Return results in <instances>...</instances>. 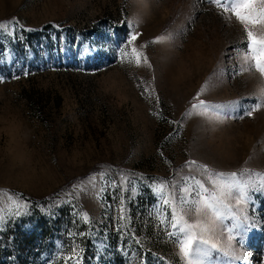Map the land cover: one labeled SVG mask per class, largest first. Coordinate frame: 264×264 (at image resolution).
<instances>
[{"label": "rangeland", "instance_id": "obj_1", "mask_svg": "<svg viewBox=\"0 0 264 264\" xmlns=\"http://www.w3.org/2000/svg\"><path fill=\"white\" fill-rule=\"evenodd\" d=\"M239 2L0 0V264H189L176 218L203 264H264V23Z\"/></svg>", "mask_w": 264, "mask_h": 264}, {"label": "snow or ice", "instance_id": "obj_2", "mask_svg": "<svg viewBox=\"0 0 264 264\" xmlns=\"http://www.w3.org/2000/svg\"><path fill=\"white\" fill-rule=\"evenodd\" d=\"M214 2V0H213ZM261 5L259 8L256 7L257 3ZM233 14L236 18L245 26L247 24L255 23H264V0H240L239 3H234L232 5ZM246 37H247V54L245 59L250 60L256 72L260 73L261 76H264V37H256L254 33L246 28ZM136 37L132 36L134 40ZM262 95H264V90H262ZM259 107V105H257ZM236 173L228 174L225 178V174H216L217 179L220 181L221 191H227L228 194L236 189L241 190V197H243V185L237 181ZM201 191L196 193L200 197V203L207 209H210L214 212L217 219H223V213L218 210V205L222 204V201H219L218 198L213 195L211 201H216L212 203L205 193L208 191L203 185H199ZM196 201H189L186 197H181V204L185 203H195ZM226 207V206H225ZM2 219V217H0ZM177 223L173 225L174 229L178 231V234L181 237L180 240V251L187 258L190 255L193 257L192 260H189V264H203V258L208 256V250L199 246L200 243L207 244V241H200L196 245L193 244L195 239L194 234L191 233V229L194 225L188 223H180L179 218ZM240 225H237L236 228H239Z\"/></svg>", "mask_w": 264, "mask_h": 264}]
</instances>
